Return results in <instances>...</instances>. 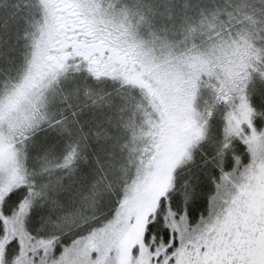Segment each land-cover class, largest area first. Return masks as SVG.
Segmentation results:
<instances>
[{
    "label": "rangeland",
    "instance_id": "374dc122",
    "mask_svg": "<svg viewBox=\"0 0 264 264\" xmlns=\"http://www.w3.org/2000/svg\"><path fill=\"white\" fill-rule=\"evenodd\" d=\"M69 1L74 22L84 23L109 54L126 55L129 65L72 51L62 62L53 48L66 44L59 29L65 19L57 13L63 1L20 0L0 44V255L15 238L20 264H56L43 254L50 241L29 245L30 204L37 232L73 234L78 224L102 220L84 218L109 204L97 198L127 189L116 215L68 249L63 263L130 264L143 237L136 217L176 169L233 136L237 121L241 130L250 132L251 122L264 133V0H221L227 17L198 23L191 38L177 31L172 39L150 32L147 16L132 10L135 0ZM94 156L102 157L101 177L87 176ZM26 171L32 193L6 212L7 195L28 184ZM42 212L55 220L38 223Z\"/></svg>",
    "mask_w": 264,
    "mask_h": 264
},
{
    "label": "snow or ice",
    "instance_id": "6c2138e0",
    "mask_svg": "<svg viewBox=\"0 0 264 264\" xmlns=\"http://www.w3.org/2000/svg\"><path fill=\"white\" fill-rule=\"evenodd\" d=\"M250 124L154 192L130 264H264V133Z\"/></svg>",
    "mask_w": 264,
    "mask_h": 264
},
{
    "label": "trees",
    "instance_id": "16d2710c",
    "mask_svg": "<svg viewBox=\"0 0 264 264\" xmlns=\"http://www.w3.org/2000/svg\"><path fill=\"white\" fill-rule=\"evenodd\" d=\"M137 3L134 5L132 10L135 14L139 16L148 18V28L152 33L159 32L162 35L172 39L177 31H183L182 36H187L191 38L193 34L194 27L198 23H204L209 20V23L212 22L213 18H218L226 16L227 17V4L220 0L219 5L216 3V0H135ZM18 8H21L20 0H0V44L6 42L8 36H6V30L8 26L13 22L12 12ZM146 10V11H145ZM144 11V12H143ZM151 11V12H150ZM224 18V17H223ZM204 40H207V33L204 35ZM113 89H107L105 92H110ZM104 92V93H105ZM80 107L68 110L65 113L58 114L55 119L56 121L63 120L67 115L74 114L79 110ZM102 157L94 156L93 159L89 162L88 165H85V170L87 176L93 177L95 175L101 177L100 173L102 170ZM185 167V166H183ZM182 167V168H183ZM26 176L28 184L23 187H18L12 192H15L14 197L11 200L4 201V210L6 212L16 209L23 201L27 200V196L32 193V187L30 183L32 182V177L29 172L26 171ZM96 176V177H97ZM34 178V177H33ZM132 179H130L131 182ZM24 188V193H23ZM127 189H121L114 196L109 198L108 196H103L97 198V200L107 204L104 209L98 215H87L84 218L94 220L97 217H101V221H92L89 227H83L80 224L76 227V230L73 234H69L64 230H54L53 232L44 231L37 232L34 228L33 221H31V216H33V209L30 208L26 213L25 217V229L28 231L29 235V245L31 249L36 244L38 240H48L50 241V248L47 253H43L45 257L56 264H64V260L67 256V251H71V248H75L80 245L86 238L89 237L91 233H96L102 227L106 226L109 223V220L116 215L117 211L123 203L125 197V192ZM8 196V195H7ZM32 199V198H31ZM119 199V207L117 208L116 201ZM30 200V199H29ZM31 202V200H30ZM4 212V211H3ZM4 212L5 214H7ZM104 216V217H103ZM41 220L38 221H54L56 216H52L51 213L42 212L40 214ZM46 217H50L48 220H45ZM94 218V219H93ZM86 223V222H85ZM36 224V223H35ZM62 231V232H61ZM5 228L0 219V242L5 238ZM83 238V239H82ZM15 241L16 243H13ZM11 243L9 242L4 253L0 255V263L7 264L10 262L18 261L17 264L21 262L22 251L17 245V240L14 238ZM77 241V242H76ZM39 241L37 242V244ZM52 243V244H51ZM15 247V249H14ZM25 256H28L25 253ZM6 260V261H5ZM25 260V259H24Z\"/></svg>",
    "mask_w": 264,
    "mask_h": 264
},
{
    "label": "flooded vegetation",
    "instance_id": "af4514ba",
    "mask_svg": "<svg viewBox=\"0 0 264 264\" xmlns=\"http://www.w3.org/2000/svg\"><path fill=\"white\" fill-rule=\"evenodd\" d=\"M63 3L60 4L57 8V13H59V18L65 19V23L59 26L60 31L63 34L64 41L66 44L58 45L54 47L55 53L60 57L62 62H66L69 60L70 52L74 51V48L79 45L89 46L91 44H95L99 39H97L91 31L86 29L84 23H75L74 20L78 17L77 11L74 10L73 4L69 0H62ZM69 7L71 10L69 11ZM106 55L103 58H108L110 56V50L107 45ZM74 55V54H73ZM75 56V55H74ZM95 56H100L98 53L94 54L90 59ZM76 58H81L79 56H75ZM51 60V58L49 57ZM85 60V59H84Z\"/></svg>",
    "mask_w": 264,
    "mask_h": 264
},
{
    "label": "water",
    "instance_id": "95a60500",
    "mask_svg": "<svg viewBox=\"0 0 264 264\" xmlns=\"http://www.w3.org/2000/svg\"><path fill=\"white\" fill-rule=\"evenodd\" d=\"M107 47L103 41H98L95 44L89 46L79 45L74 48L73 54L84 58L85 60L90 59L94 54L98 53L101 57H105ZM110 57L123 66H128L129 61L126 55L121 54L120 51H112Z\"/></svg>",
    "mask_w": 264,
    "mask_h": 264
}]
</instances>
